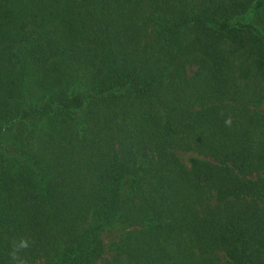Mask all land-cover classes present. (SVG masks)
Listing matches in <instances>:
<instances>
[{
  "label": "trees",
  "instance_id": "1",
  "mask_svg": "<svg viewBox=\"0 0 264 264\" xmlns=\"http://www.w3.org/2000/svg\"><path fill=\"white\" fill-rule=\"evenodd\" d=\"M259 105L264 0H0V264H264Z\"/></svg>",
  "mask_w": 264,
  "mask_h": 264
},
{
  "label": "rangeland",
  "instance_id": "2",
  "mask_svg": "<svg viewBox=\"0 0 264 264\" xmlns=\"http://www.w3.org/2000/svg\"><path fill=\"white\" fill-rule=\"evenodd\" d=\"M26 75V72L24 76ZM83 81V80H82ZM28 86L30 87V94H33L34 97H37L40 93L49 87V85H42V83H36L34 84V78H27ZM252 112L253 113H258V114H263L264 113V106L259 105V106H253L252 107ZM193 158H196L194 154H183L179 153V159L180 161L186 166L190 167L191 163H193ZM121 228L120 227H115L111 229L109 232L103 234V241L105 245V256L106 257H111L113 254L111 251H109V247L112 245V243H115L118 240L119 235L121 234ZM124 264V263H123Z\"/></svg>",
  "mask_w": 264,
  "mask_h": 264
}]
</instances>
